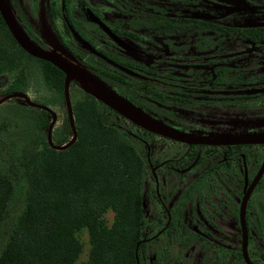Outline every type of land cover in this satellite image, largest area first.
I'll use <instances>...</instances> for the list:
<instances>
[{
  "label": "flooded vegetation",
  "instance_id": "1",
  "mask_svg": "<svg viewBox=\"0 0 264 264\" xmlns=\"http://www.w3.org/2000/svg\"><path fill=\"white\" fill-rule=\"evenodd\" d=\"M7 3L32 44L186 135L144 128L112 109L141 151L143 264H264V203L256 199L264 141L231 140L264 135V0ZM4 26L0 44H15L41 76L45 62L54 66L46 65L61 78L63 98L64 71L27 52ZM24 71L9 84L0 71L7 85L0 98L20 91L37 101L22 86ZM79 83L70 78L68 92ZM13 97L44 110L48 124L46 109Z\"/></svg>",
  "mask_w": 264,
  "mask_h": 264
},
{
  "label": "trees",
  "instance_id": "2",
  "mask_svg": "<svg viewBox=\"0 0 264 264\" xmlns=\"http://www.w3.org/2000/svg\"><path fill=\"white\" fill-rule=\"evenodd\" d=\"M0 26L5 29L1 17ZM12 60L0 44V71L11 68ZM47 67L54 66L45 62L42 77L61 96V78ZM71 109L73 142L55 149L43 139L40 146L23 147L17 161L0 171V223L13 179L26 180L23 208L0 249V264H74L81 249L75 233L83 227L89 241L85 264H143L141 151L128 129L113 122L112 108L91 94L84 93ZM36 111L34 123L46 129V112ZM66 130L68 135L52 140H68ZM108 207L114 211L110 224L102 218Z\"/></svg>",
  "mask_w": 264,
  "mask_h": 264
},
{
  "label": "rangeland",
  "instance_id": "3",
  "mask_svg": "<svg viewBox=\"0 0 264 264\" xmlns=\"http://www.w3.org/2000/svg\"><path fill=\"white\" fill-rule=\"evenodd\" d=\"M2 28L0 26V42L4 40V31ZM1 45L8 46L7 50L13 58L11 68L1 70L7 76V84L17 76L20 68H23L25 71L23 73L24 82L22 86L34 98H37V101L33 102L45 106L48 104L49 106L47 107L56 112V127L52 130L54 138H60L64 134L68 135V130H66L68 128L66 123L67 119L65 120L66 109L60 93L43 80L38 71L37 64L19 53L15 44ZM6 86L3 83L0 84V95ZM87 88L84 84H73L69 91L70 103L81 98L83 89ZM36 112V109L26 106L21 99H16L13 96L0 101V171H6L10 160L17 161L18 154L23 147L40 146L42 140H46V129L40 130L38 129V125L34 123L37 115ZM25 188L26 180L24 177L17 176L13 179V192L0 223V249L4 244L15 218L23 208ZM256 199H260L264 203V178L260 190L256 193ZM113 213L114 211L109 207L104 211L102 214L104 223H111ZM75 234L81 243V249L74 264H85L89 249L88 233L83 227L77 230Z\"/></svg>",
  "mask_w": 264,
  "mask_h": 264
},
{
  "label": "water",
  "instance_id": "4",
  "mask_svg": "<svg viewBox=\"0 0 264 264\" xmlns=\"http://www.w3.org/2000/svg\"><path fill=\"white\" fill-rule=\"evenodd\" d=\"M0 15L2 19L4 20L7 28L9 29L10 33L12 34L14 39L19 43V45L22 48H24L27 52L31 53L34 56H37V57H40V58H43L45 60L52 62L53 64L58 66L60 69H62L65 73L64 81H63V100L65 104L66 114L69 120L71 135L68 140L60 144H57L52 140L51 129L55 121L56 114L51 108L43 104H39V103L31 101L30 98L25 93L20 92V91L9 92L0 98V101H2L3 99L11 97V96H21L26 103L46 109L50 114V119H49V122L45 130V136H46V142L50 147L55 148V149L65 148L71 142H73L76 136V130L74 127L71 103H70L69 92H68V80L70 78L80 81L84 85H86V83L89 82L91 86H87L88 87L86 89L87 91L92 93L98 99L103 101L106 105H108L109 107H111L112 109L120 113L121 115L125 116L126 118L130 119L134 123L144 128H148V129L157 131L165 135H170L175 138H180V139L186 138L185 134L167 130L159 123L152 121L145 113L140 111L138 108H136L134 105H132L130 102H128L123 97H120L119 95L114 93L112 90H110L109 88L101 84L100 82L93 79L87 73L72 67L71 65L65 63L64 61H62L55 55L51 54L50 52L41 49L35 44H32V42L26 37L22 29L19 27V25L15 21L10 11V8L8 6L7 0H0ZM242 138L251 140V141H264V135L243 136L241 138H233L231 140H237V139H242ZM263 165H264V161H263ZM243 255L246 261L249 262L244 248H243Z\"/></svg>",
  "mask_w": 264,
  "mask_h": 264
}]
</instances>
